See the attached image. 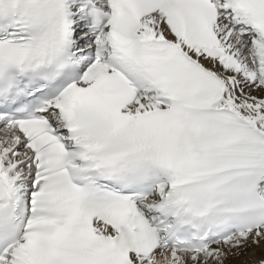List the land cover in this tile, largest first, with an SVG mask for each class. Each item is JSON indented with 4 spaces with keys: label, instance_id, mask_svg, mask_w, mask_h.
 Returning a JSON list of instances; mask_svg holds the SVG:
<instances>
[{
    "label": "snow or ice",
    "instance_id": "1",
    "mask_svg": "<svg viewBox=\"0 0 264 264\" xmlns=\"http://www.w3.org/2000/svg\"><path fill=\"white\" fill-rule=\"evenodd\" d=\"M0 264H264V0H0Z\"/></svg>",
    "mask_w": 264,
    "mask_h": 264
}]
</instances>
